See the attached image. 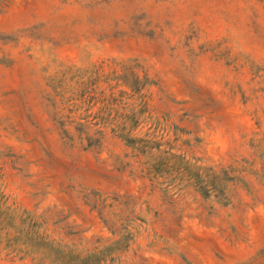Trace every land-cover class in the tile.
<instances>
[{
  "label": "rangeland",
  "instance_id": "374dc122",
  "mask_svg": "<svg viewBox=\"0 0 264 264\" xmlns=\"http://www.w3.org/2000/svg\"><path fill=\"white\" fill-rule=\"evenodd\" d=\"M130 104L151 155L117 137ZM160 137L229 203L150 172ZM3 216L83 251L128 230L121 264H264V0H0Z\"/></svg>",
  "mask_w": 264,
  "mask_h": 264
},
{
  "label": "trees",
  "instance_id": "16d2710c",
  "mask_svg": "<svg viewBox=\"0 0 264 264\" xmlns=\"http://www.w3.org/2000/svg\"><path fill=\"white\" fill-rule=\"evenodd\" d=\"M128 106L131 108H125L127 112L123 114L124 120L115 127L117 137L136 151L137 154L151 155V150L154 147L150 145L151 141L148 137L134 136V131L141 122L140 119L144 110L143 106L140 108L138 106H141V104H130ZM78 125L84 124L78 123ZM64 133L68 135L66 130ZM96 134H101V131H96ZM84 139L88 141L89 145L92 144V136H88L85 133ZM161 139L162 137L159 138V150L157 149L159 151V162L149 165L148 170L150 172L156 171L157 165H159V178L172 176L173 180L174 178L177 179L180 183L179 187H177L178 190L191 187L204 198L209 197L215 192L219 194L221 203H229L230 200L226 193L225 184L227 179L220 176L225 173V170L216 171L211 167L198 165L197 161L199 159H196L194 163L189 160L185 161L183 154L177 155L172 153L173 146L168 147L167 143H161ZM183 144H188V142L183 141ZM162 146H166V148L162 149ZM166 190L169 191V188H166ZM23 214L29 213L24 212ZM7 220L10 221L7 224L10 231H6L4 234H1L0 231V236H4L7 240L15 242L17 252L22 253V255H34L51 264H121L118 254L129 248L130 242L134 237L133 233L127 230L124 233H119L118 237L106 246L95 247L90 251H83L77 249L73 243H64L61 239L50 238L37 229L25 227L22 221L20 225H13L12 218L7 216L0 218L1 223Z\"/></svg>",
  "mask_w": 264,
  "mask_h": 264
}]
</instances>
